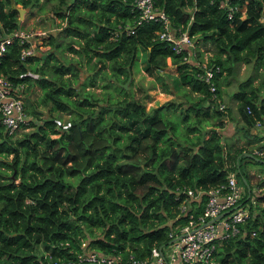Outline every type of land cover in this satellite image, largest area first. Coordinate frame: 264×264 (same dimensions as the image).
<instances>
[{
  "label": "trees",
  "instance_id": "1",
  "mask_svg": "<svg viewBox=\"0 0 264 264\" xmlns=\"http://www.w3.org/2000/svg\"><path fill=\"white\" fill-rule=\"evenodd\" d=\"M47 2L51 18L60 21L47 35L51 47L22 58L21 44L12 39L0 52V75L23 82L25 93L32 86L40 89L32 108L24 97L27 119L20 127L30 129L11 136L0 119V264H45L73 258L83 247L119 253L122 259L147 258L152 246L167 243L169 232L187 219L179 208L184 197L179 188L206 189L232 170L256 194L260 209L240 226L257 227L260 234L217 240L215 264H264L259 221L264 175L252 186L254 174L242 168L251 157L264 169V162L244 152L264 144L250 131L264 117L262 0H247L243 16L244 0H153L175 33L186 30L196 48L212 43L215 52L207 62L219 69L209 81L198 64L199 50L192 62L185 57L191 46L175 51L159 37L157 20L137 23L133 0H0V37L23 25L13 5L29 11ZM230 4L239 7L232 17ZM138 57L157 78L170 62L174 87L182 88L186 99L147 108L129 84L123 85ZM242 62L250 71L231 95L238 99L237 130L248 141L235 145L222 135L224 111L217 96ZM37 104L58 114L44 117ZM62 112L68 117L61 121ZM204 198L202 192L190 202Z\"/></svg>",
  "mask_w": 264,
  "mask_h": 264
},
{
  "label": "built area",
  "instance_id": "2",
  "mask_svg": "<svg viewBox=\"0 0 264 264\" xmlns=\"http://www.w3.org/2000/svg\"><path fill=\"white\" fill-rule=\"evenodd\" d=\"M133 1L138 10L137 23L143 20H157L160 23V28L157 29L159 37L170 41L175 51H180L186 46H193L192 36L186 30L175 33L168 15L155 6L153 0ZM246 2L247 0H244L242 3L241 16L244 15ZM220 4L225 2L220 1ZM262 4L264 9V0ZM236 8H239L237 4L228 5L227 16L232 17ZM124 28L127 32L133 31L129 25H125ZM41 30L22 26L6 31L0 37V52L12 39H17L21 44L20 57L22 58L41 52L45 44L38 40V37L40 34H47L46 30ZM191 54L193 56L192 50H189L184 56L188 59ZM193 60L197 62L196 58ZM207 61L204 59L198 61V64L204 68L202 74L204 79L209 81L212 71L218 70L219 65L209 64ZM24 86L23 82L13 84L8 77L0 75V119L4 131L8 134L14 133L22 123L26 122ZM210 89L215 95L213 82L210 83ZM217 101H219V108L223 109L218 96ZM259 123L260 121L256 120L255 125ZM252 153L264 158V144L254 146ZM179 190L184 194L179 208L187 215V219L178 226L177 230L169 232L171 238L167 243L152 246L147 258H138L129 254L126 259H122L119 253L83 247L73 258L56 257L45 264H215L213 250L217 240L233 234L251 236L260 234L257 227L247 229L240 226V223L245 222L248 217H255L260 209L256 206L258 204L256 194L250 191L249 185L245 188L240 183L236 171H230L225 181L206 189L181 186ZM202 192L205 193V198L192 204L191 197L199 198ZM259 221H263L261 231L264 235V218L260 217ZM258 226L260 227V224Z\"/></svg>",
  "mask_w": 264,
  "mask_h": 264
},
{
  "label": "rangeland",
  "instance_id": "3",
  "mask_svg": "<svg viewBox=\"0 0 264 264\" xmlns=\"http://www.w3.org/2000/svg\"><path fill=\"white\" fill-rule=\"evenodd\" d=\"M19 4V3H18ZM51 2L44 3L42 6L34 7L31 10L28 11V9L24 12L21 20H23V27L29 28L32 27V29H43L46 30L47 34H40L38 37V40H41L44 42V50L49 49L51 47V44L47 43V35L50 32L55 33L57 31L58 26L57 23H60L59 18L52 19L51 16L54 14V11L52 9H49ZM263 19V18H262ZM59 21V22H58ZM57 22V23H56ZM41 30V31H43ZM43 35V37L41 36ZM196 46L199 48H196L194 45L191 47V50L193 52V56L191 54L190 58L188 60L194 62L192 58H195L194 55L199 50V58L201 60L207 59L211 56L215 49L212 46L211 42L206 43H198ZM196 50V51H195ZM139 58V57H138ZM197 59V58H196ZM199 60V59H198ZM169 65L165 68L164 72L165 74H162V78H157L156 73H147L145 71V65H144V59L139 58L137 65L133 68L132 77L125 80L124 83L126 85H130L132 89L135 90L136 96L138 94L140 95V98L143 99L145 102V105L147 108L151 106L159 105L169 99H181L184 100L186 97L183 95L182 88L178 89L174 87V74H175V68L170 62H168ZM249 65L242 62L239 66L238 71L235 74H232L229 76V81L225 85V92L223 93V98H220V102L223 104L222 107H224L222 110L224 111V125L221 127V130H223L225 133L227 130H232L231 128V120L232 118H235V115H238L237 112V100L233 98L231 93L234 90L241 89L242 86L239 85V81L241 78H243L247 73H249ZM32 74H36L37 72L28 71ZM140 87L143 89L142 93H137L136 89ZM40 93V89L37 87H30L27 89L25 96H26V106L27 108H32L33 105L36 103V99L38 94ZM185 105V104H184ZM219 101H217V107L219 108ZM37 110L39 111V114L42 116L46 115H54L58 114L55 110H48L47 104H37L36 106ZM221 109V108H220ZM61 114L60 119L61 121L63 119H66L68 117V114L65 112L59 113ZM234 114V115H233ZM208 127V124H205V127ZM32 126L27 127H19L16 130V133L10 134L11 136L19 135L21 132L26 131L30 129ZM229 128V129H228ZM225 129V130H224ZM233 131V130H232ZM233 133V132H232ZM223 137L227 140H231V142H235L233 144L236 145H246L247 141L245 138L243 142V138L240 137L239 131L235 130V132L231 135H224ZM252 148V147H251ZM252 152V149H250ZM10 156V155H9ZM249 157V156H248ZM246 160V158L244 157ZM249 160H246V164L242 166V168H246L250 173L254 174L250 178V181H252V186L255 185V181L258 177L264 175V169L263 166L260 163H257L251 157L248 158ZM242 164H244L242 160ZM263 187V186H261ZM260 188V187H259ZM264 189V188H263ZM181 224V223H180Z\"/></svg>",
  "mask_w": 264,
  "mask_h": 264
},
{
  "label": "crops",
  "instance_id": "4",
  "mask_svg": "<svg viewBox=\"0 0 264 264\" xmlns=\"http://www.w3.org/2000/svg\"><path fill=\"white\" fill-rule=\"evenodd\" d=\"M225 85H226L225 82L221 83V85H220L223 88L220 98H223V93L225 92ZM236 100H238V99H236ZM240 124L241 123L238 121V115L237 116L235 115V118H232L231 124H230L233 131L228 128L229 130H227L226 133L223 130H222V133H224V135H231V134H233L235 132V130L238 129L237 127H239ZM250 131L253 132V133H256L258 135V138H259L260 141L264 140V117H263V120H261V122L258 125L251 126L250 127ZM240 137L243 138V142H244L245 139H247L246 137L241 136V135H240Z\"/></svg>",
  "mask_w": 264,
  "mask_h": 264
},
{
  "label": "water",
  "instance_id": "5",
  "mask_svg": "<svg viewBox=\"0 0 264 264\" xmlns=\"http://www.w3.org/2000/svg\"><path fill=\"white\" fill-rule=\"evenodd\" d=\"M13 7H15L18 10L19 19L22 18L24 12L29 8V6L22 7V6H18V5L17 6L16 5H13ZM123 85H126V83H123ZM244 152L246 153V155L252 156L254 159L260 160V161L264 162V158L263 157H260L258 155H255L251 151H244ZM246 186L248 187V184L247 183H246Z\"/></svg>",
  "mask_w": 264,
  "mask_h": 264
}]
</instances>
